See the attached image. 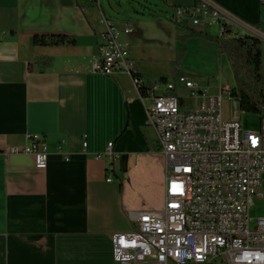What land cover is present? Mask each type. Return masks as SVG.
<instances>
[{
    "label": "crops",
    "instance_id": "obj_1",
    "mask_svg": "<svg viewBox=\"0 0 264 264\" xmlns=\"http://www.w3.org/2000/svg\"><path fill=\"white\" fill-rule=\"evenodd\" d=\"M211 1L257 24L260 0ZM102 14L101 0H0V33L6 32L0 39V264H114L113 234L131 230L142 211L160 209L153 196L155 187L165 188V159L148 124L149 102L130 75L93 68L105 29ZM112 20L120 28L127 23ZM204 26L194 29L207 32ZM37 34H70L77 41L37 46ZM130 55L141 75L155 81ZM33 135L47 142L46 169H38L31 155L6 154ZM61 141L69 160L58 152ZM111 141L116 160H96Z\"/></svg>",
    "mask_w": 264,
    "mask_h": 264
},
{
    "label": "built area",
    "instance_id": "obj_2",
    "mask_svg": "<svg viewBox=\"0 0 264 264\" xmlns=\"http://www.w3.org/2000/svg\"><path fill=\"white\" fill-rule=\"evenodd\" d=\"M170 7L171 20L180 29L209 25L217 27L219 36H227L228 30L237 34L234 28L259 35L211 0ZM100 21L105 29L99 35L94 71L128 74L138 89L146 86L142 97L149 102L148 124L165 159L164 204L142 211L131 230L113 234L114 264H264V212L251 217L255 196L264 200V114L259 129L248 128L236 116L223 118L224 93L235 99L229 86L211 95L185 74L165 81L135 76V61L121 39L133 32L131 24L120 28L105 14ZM179 88L188 91L192 106L181 101ZM29 141L6 154L31 155L38 169H46L47 142L35 135ZM63 143L58 152L69 160ZM87 146L84 140V152ZM117 157L112 141L94 154L96 160Z\"/></svg>",
    "mask_w": 264,
    "mask_h": 264
},
{
    "label": "rangeland",
    "instance_id": "obj_3",
    "mask_svg": "<svg viewBox=\"0 0 264 264\" xmlns=\"http://www.w3.org/2000/svg\"><path fill=\"white\" fill-rule=\"evenodd\" d=\"M101 4L107 17L132 22L134 33L123 35V40H130V51H133L137 63L150 79L157 77L158 80L160 76L174 79V74L181 71L211 95H220L223 87H236L227 56L220 53L212 41L201 37H189L185 41L179 38L180 35L186 34L188 29H176L170 21L172 8L167 7L165 0H101ZM253 17L257 21L254 28L262 33L259 37L262 40L264 55V3L261 0L260 7L254 10ZM204 27L208 33L219 35L217 27ZM176 30L179 32L177 36ZM179 93L185 106L193 105V99L188 96L186 89L179 88ZM234 116L238 117L245 127L259 129L261 126V115L240 111L236 99L232 100L224 93L223 118L231 120ZM155 154H158L157 150ZM119 173L129 177L128 172ZM132 187L138 191L136 184ZM163 189L162 183L154 190L153 204L157 208L163 206ZM263 212L264 200L255 196L251 217H259Z\"/></svg>",
    "mask_w": 264,
    "mask_h": 264
},
{
    "label": "trees",
    "instance_id": "obj_4",
    "mask_svg": "<svg viewBox=\"0 0 264 264\" xmlns=\"http://www.w3.org/2000/svg\"><path fill=\"white\" fill-rule=\"evenodd\" d=\"M199 0H195L198 3ZM187 33L180 35L183 41L189 37H201L215 42L220 53L227 56L236 81L232 95L242 112L264 114V55L262 40L250 33L234 34L228 30L227 36H219L194 28H187ZM37 46L74 45L76 37L70 34H37L33 38ZM185 49H182L184 51ZM183 55V54H182ZM177 75L183 74L178 71ZM174 74L175 76H177ZM135 76L143 77L137 70ZM158 80L165 81L167 77ZM146 86L139 87L142 96L146 95Z\"/></svg>",
    "mask_w": 264,
    "mask_h": 264
},
{
    "label": "water",
    "instance_id": "obj_5",
    "mask_svg": "<svg viewBox=\"0 0 264 264\" xmlns=\"http://www.w3.org/2000/svg\"><path fill=\"white\" fill-rule=\"evenodd\" d=\"M127 159H128V155L127 154H123L121 156V163H122L123 170H126Z\"/></svg>",
    "mask_w": 264,
    "mask_h": 264
}]
</instances>
